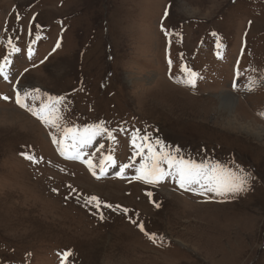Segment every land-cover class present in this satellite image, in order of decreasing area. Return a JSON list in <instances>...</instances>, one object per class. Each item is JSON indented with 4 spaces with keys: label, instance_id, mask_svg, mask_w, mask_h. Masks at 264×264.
Masks as SVG:
<instances>
[{
    "label": "rangeland",
    "instance_id": "374dc122",
    "mask_svg": "<svg viewBox=\"0 0 264 264\" xmlns=\"http://www.w3.org/2000/svg\"><path fill=\"white\" fill-rule=\"evenodd\" d=\"M5 56L0 264H61L69 249L68 264H264V132L230 126L219 107L232 93L237 118L264 125V0H0ZM24 91L37 111L63 98L44 109L58 127L16 103ZM101 123L114 139L97 132L72 158L78 136ZM134 135L137 145L149 137L143 153ZM157 139L178 160L242 167L248 190L137 179Z\"/></svg>",
    "mask_w": 264,
    "mask_h": 264
},
{
    "label": "snow or ice",
    "instance_id": "6c2138e0",
    "mask_svg": "<svg viewBox=\"0 0 264 264\" xmlns=\"http://www.w3.org/2000/svg\"><path fill=\"white\" fill-rule=\"evenodd\" d=\"M169 15L168 9H165L164 17L167 18ZM161 28L163 29V23L161 24ZM165 34L167 35V31L165 30ZM9 44H11V40H9ZM218 48L221 45H217ZM57 47H59V43L57 44ZM14 51H19L18 48H14ZM31 48H29V54L31 55ZM219 55V53H218ZM11 61L8 59V56L4 57V62L0 63V75L4 76V79H8V74L5 71V66L7 64H10ZM169 64H171V60H169ZM196 73L191 72L190 70L187 71V83L194 84ZM257 84V81H250V86L255 87ZM30 93L28 91H24L23 96L20 95L19 92L16 94V103L20 105L21 107L28 108L29 111L33 112V115L39 116L41 120L45 124H51L53 127H58L59 125L56 123V120L58 117L50 118L49 115L44 114V109L47 108V111L49 114H53L57 111L55 108V103L59 102V100H62L63 98H57V101L52 103L51 105L42 106L41 110H33L32 108L28 107V104L25 102L26 99ZM4 99H8V97H4ZM67 131H73L71 129ZM97 132H105L107 133L110 138L114 137L112 136V133L106 129L103 128V125H95L90 126L89 128L84 129V134L78 136V144L74 145L77 148V151L75 152L74 156L72 158H82L81 153L78 150L80 146H86L88 143L91 142V139L93 136L97 134ZM139 139L143 142H147L149 140V137L147 135L143 137H139ZM55 143H61L60 141L56 140L54 138ZM132 143L136 145L139 149V153L144 152L145 143H141L137 145V136H133ZM156 145L160 146V151H155L152 144H147L148 154L145 156V159H148L152 161L147 167L142 164L140 169H138V176L137 179H143L147 183H158L159 181L163 180L168 175H175L177 177V182L179 183L181 188H187L188 190L193 191H200V192H207V193H215L219 196H226L227 194H237L248 190L249 187V181L251 179V173L246 171L240 166H236L235 168H228L226 166L216 164L211 167H206L203 164H197L193 161H185L182 158L176 159L172 156L170 152H165L164 145L162 142L157 139L155 141ZM61 154H64L63 149H61ZM22 155H26L25 153H22ZM26 158L29 160H34V157L31 155H26ZM109 161L112 163H115V160L113 156L109 155L106 157ZM88 164L89 168H92L93 165L89 161H84ZM167 164L168 169H175V172H171L168 170H165L161 165ZM128 167V165L121 166V173H123V169ZM101 172H103V169H101ZM96 173L93 172V175ZM197 186L193 188V186ZM147 195L151 197L153 194L151 192H148ZM88 203H95L97 207H100L101 201L96 196H91L88 201ZM106 207L112 208L113 206L110 204H106ZM159 204H156V207H159ZM119 208V206H116ZM125 213L128 212V209H122ZM103 215H101V219H103ZM141 230L144 229V225L140 224L138 225ZM155 234H151L150 238H154ZM73 255L72 250H66L64 253L61 254V264H68L69 257Z\"/></svg>",
    "mask_w": 264,
    "mask_h": 264
},
{
    "label": "bare ground",
    "instance_id": "6f19581e",
    "mask_svg": "<svg viewBox=\"0 0 264 264\" xmlns=\"http://www.w3.org/2000/svg\"><path fill=\"white\" fill-rule=\"evenodd\" d=\"M67 2V1H66ZM65 3V2H64ZM68 3V2H67ZM194 9V8H193ZM238 99L235 97V95H233L232 93H229L227 95H223L220 98L219 101V107L222 111H224V114L230 113V121H229V125L232 127H238L241 128L242 131H244L243 133H255L257 137H262V133L264 132V125L259 123V122H243L241 121L239 118H237L238 116H236L235 114V110H233V108L237 105L238 103ZM218 107V108H219ZM243 108V107H242ZM236 109V108H235ZM16 113V111H15ZM18 114V112H17ZM240 114V113H239ZM15 115V114H14ZM238 115V114H237ZM2 116V114L0 115V117ZM13 116V115H12ZM17 116V115H16ZM15 116V117H16ZM246 116V115H245ZM14 118V116H13ZM12 118V119H13ZM1 119V118H0ZM10 119V118H9ZM243 119V118H242ZM253 119V118H252ZM254 120V119H253ZM258 120V119H256ZM247 121V120H245ZM255 121V120H254ZM1 122V121H0ZM8 122V121H7ZM3 123V122H2ZM6 123V122H4ZM240 125H239V124ZM5 127V125H4ZM46 137V136H45Z\"/></svg>",
    "mask_w": 264,
    "mask_h": 264
}]
</instances>
